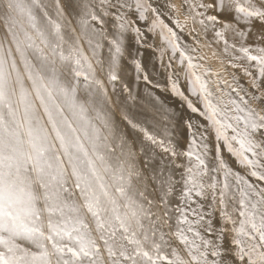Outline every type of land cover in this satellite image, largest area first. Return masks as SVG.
I'll return each mask as SVG.
<instances>
[{"label": "snow or ice", "instance_id": "snow-or-ice-1", "mask_svg": "<svg viewBox=\"0 0 264 264\" xmlns=\"http://www.w3.org/2000/svg\"><path fill=\"white\" fill-rule=\"evenodd\" d=\"M0 264H264V0H0Z\"/></svg>", "mask_w": 264, "mask_h": 264}, {"label": "rangeland", "instance_id": "rangeland-1", "mask_svg": "<svg viewBox=\"0 0 264 264\" xmlns=\"http://www.w3.org/2000/svg\"><path fill=\"white\" fill-rule=\"evenodd\" d=\"M157 63V71H158V74H154V79H157V80H160L162 83L164 82L163 81V77H164V71L163 69H160L159 68V65H158V62ZM209 63L215 67V61H209ZM149 68L151 69V61L149 62ZM129 75L126 77L127 79L131 80L132 79V75H131V69L129 68ZM140 87H143V84L141 83ZM172 100H175L174 98H170ZM179 103V101H177Z\"/></svg>", "mask_w": 264, "mask_h": 264}, {"label": "bare ground", "instance_id": "bare-ground-1", "mask_svg": "<svg viewBox=\"0 0 264 264\" xmlns=\"http://www.w3.org/2000/svg\"><path fill=\"white\" fill-rule=\"evenodd\" d=\"M143 87H141V89H142ZM169 102L170 103H173L174 105H176L177 107L179 106V103L176 101V100H172V99H170L169 98Z\"/></svg>", "mask_w": 264, "mask_h": 264}]
</instances>
